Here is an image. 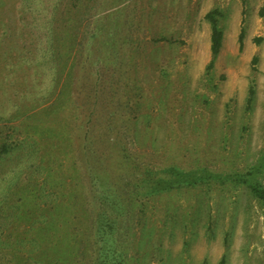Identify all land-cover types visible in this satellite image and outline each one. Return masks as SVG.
<instances>
[{
	"label": "rangeland",
	"instance_id": "rangeland-1",
	"mask_svg": "<svg viewBox=\"0 0 264 264\" xmlns=\"http://www.w3.org/2000/svg\"><path fill=\"white\" fill-rule=\"evenodd\" d=\"M254 186L264 0H0V264H264Z\"/></svg>",
	"mask_w": 264,
	"mask_h": 264
},
{
	"label": "trees",
	"instance_id": "trees-1",
	"mask_svg": "<svg viewBox=\"0 0 264 264\" xmlns=\"http://www.w3.org/2000/svg\"><path fill=\"white\" fill-rule=\"evenodd\" d=\"M207 16L210 17L211 14L209 13V15H207ZM210 18H211L210 19V21H211V52L213 54H216L217 51L219 50L220 46H221L222 31L218 28L216 21L212 17H210ZM240 37H241V35H240ZM240 42H241V40H240ZM253 193L255 196H257L258 198H260L261 200L264 201V188L254 186ZM112 262H113L112 264H120L121 260L116 259V260H113Z\"/></svg>",
	"mask_w": 264,
	"mask_h": 264
}]
</instances>
